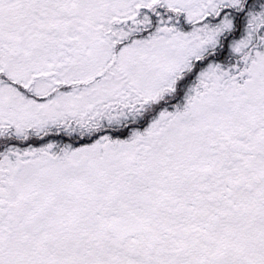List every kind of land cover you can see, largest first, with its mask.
I'll return each mask as SVG.
<instances>
[{"label":"snow or ice","instance_id":"1","mask_svg":"<svg viewBox=\"0 0 264 264\" xmlns=\"http://www.w3.org/2000/svg\"><path fill=\"white\" fill-rule=\"evenodd\" d=\"M0 264H264V0H0Z\"/></svg>","mask_w":264,"mask_h":264}]
</instances>
